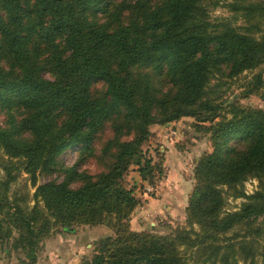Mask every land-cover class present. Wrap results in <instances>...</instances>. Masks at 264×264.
I'll return each mask as SVG.
<instances>
[{"label":"trees","instance_id":"16d2710c","mask_svg":"<svg viewBox=\"0 0 264 264\" xmlns=\"http://www.w3.org/2000/svg\"><path fill=\"white\" fill-rule=\"evenodd\" d=\"M221 1L0 0V149L34 185L36 173H63L34 193L53 224L112 231L79 264H187L181 246L195 248V264H239L236 252L247 264L254 248L245 237L264 239V109L217 101L219 85L211 83L255 70L245 96L263 89L264 98V0L228 3L243 21L238 27L209 19L208 7ZM187 116L209 123L212 150L195 164L185 225L163 234L135 230L130 217L140 201L124 177L135 167L153 183L161 165L143 151L149 126ZM109 128L113 134L99 139ZM74 146L96 173L57 166ZM13 166L3 165L0 180V241L18 228L31 264L47 219L35 227L37 204L24 213L9 201ZM252 178L258 187L247 195L239 187ZM223 187L245 198L238 209L223 211ZM237 227V248L221 244Z\"/></svg>","mask_w":264,"mask_h":264},{"label":"rangeland","instance_id":"374dc122","mask_svg":"<svg viewBox=\"0 0 264 264\" xmlns=\"http://www.w3.org/2000/svg\"><path fill=\"white\" fill-rule=\"evenodd\" d=\"M111 4H115L120 0H109ZM232 0H222L217 6H209V19L212 22L228 21L232 25L242 26L243 21L240 17H235L234 12L228 7V3ZM255 71V70H254ZM253 71V72H254ZM251 71H245L239 77L228 79H213L212 84L219 85L216 89L217 101H223L224 104L228 103H238L241 105H250L253 107H260L264 109V98L261 96L262 90L257 93L246 95L245 89L247 81L252 75ZM264 78V74H263ZM214 86H212L213 88ZM96 89L101 88V83L95 85ZM229 109V106L227 108ZM3 121V115L0 116V123ZM209 123L208 122H198L194 117L187 116L182 117L179 120L169 122L167 124H152L149 126L150 135L143 144V151L145 156L151 157L155 163L161 165V174L155 171L153 176H151L154 182L145 180L146 186L152 188V190L147 191V194L153 195L157 188L160 190L163 188H170L176 190V184L183 182L187 188L189 184H193L194 181V167L200 157L204 152H209L212 150V142L210 140V134L207 131ZM175 131V134H171L170 131ZM112 130L106 129L99 139L106 140L111 136ZM131 137V136H127ZM102 141V143H103ZM80 146L69 147L63 150L58 155L57 166L61 168L70 167L77 165L78 170H87L91 173H96L98 167L92 159H85L82 161ZM160 161V162H159ZM165 162V166H163ZM14 164L11 168V174L14 179L9 184V189L7 194L9 196V201L16 204L22 209L24 213H29L31 209L37 204L36 208L39 210V215L35 221V227H39V223L42 219H47L45 222L46 231L40 234L38 241L34 242V253L36 255V260L44 255L56 254L58 257H65L66 254H72L79 258L78 264L85 259L91 258L93 255L96 242L100 238L112 235V231L105 225H76L72 232H68L62 229L58 224H53L54 218L48 213L44 208L43 203L34 197L35 188L37 184L45 183L48 181L60 182L63 179V173L59 171V168L53 169L48 173H36V185L32 183V178L29 174L25 173L20 168L19 160L13 158L8 159L0 149V180H4L7 177L6 170L3 165ZM20 168V169H19ZM139 176V178H138ZM254 180V181H252ZM140 181V175L136 171L135 167H130L127 171L124 182L127 187L133 188L134 192L139 198V205L135 208L140 209V205L145 200L140 197L144 190V184ZM140 184H142L140 186ZM72 183V186H75ZM258 187V180L255 178L247 179L241 187V190L245 194L249 195L255 191ZM182 188V191L187 189ZM225 195V205L223 211H233L239 208L241 203L245 200L244 197H234L231 190H227L223 187ZM144 196V195H143ZM134 210V211H135ZM13 211V209H11ZM133 211V213H134ZM134 219L133 214L130 220ZM156 223V224H155ZM135 224V223H134ZM154 227L155 233L163 234L169 231L170 227L184 226L185 217L180 219H170L158 218L155 220ZM6 225V224H5ZM132 227V223L130 222ZM10 235L4 237L0 241V264H29L28 258V245H24L23 241L18 243L19 231L18 228L11 225ZM94 227V228H92ZM196 227V226H195ZM151 226H148L147 231H151ZM197 228V227H196ZM157 229V230H155ZM240 229V230H239ZM234 234L243 235L242 227H237L234 230H230L223 235V238H232ZM226 237V238H225ZM72 243L69 245L65 241H70ZM242 237H235L232 239H226L221 241V244L234 243L237 248V243ZM247 240H253L251 247L254 248V254L252 252L245 254L247 256V264H264V239L261 236L252 238L250 235L245 237ZM195 248H186L181 246L180 252L183 255L185 262L187 264L196 263V254L194 253ZM206 255H202L205 257ZM235 258L238 263L243 262L244 254L240 256V252L235 253ZM36 263V262H35ZM34 264V263H31Z\"/></svg>","mask_w":264,"mask_h":264},{"label":"crops","instance_id":"0c3cea01","mask_svg":"<svg viewBox=\"0 0 264 264\" xmlns=\"http://www.w3.org/2000/svg\"><path fill=\"white\" fill-rule=\"evenodd\" d=\"M163 166H165V162ZM138 182H143L144 184L145 192H143L142 195L140 192V197L142 196L141 198H144L145 200L143 201L142 199L140 209H136L134 211V219L130 220L133 229L147 230L148 226L150 225L151 231H154V227L156 226V223L154 224V222L158 218H165L170 222V219H183V217H185V207L187 205L189 192L191 191L193 186L192 183L189 184L187 188L185 185H183V182H179L178 184H176V190L170 189L168 187H162L160 190H157V187L154 188L156 192L151 195L149 193L147 194L146 183L144 180L141 179V177L140 181ZM141 185L142 184H140V186ZM183 187L187 188L184 193L182 191ZM107 230H109V228ZM68 240L70 241L65 242L69 245L70 243H72V240ZM58 255H44L43 257L37 258V260L35 261L36 263L34 262V264H78L79 262V258L72 254H66L65 257H58Z\"/></svg>","mask_w":264,"mask_h":264},{"label":"built area","instance_id":"2783aa9c","mask_svg":"<svg viewBox=\"0 0 264 264\" xmlns=\"http://www.w3.org/2000/svg\"><path fill=\"white\" fill-rule=\"evenodd\" d=\"M170 133H171V134H175V131L171 130ZM252 181H254V180H252ZM146 190H147V191H150V190H152V188L149 187V186H147V187H146Z\"/></svg>","mask_w":264,"mask_h":264}]
</instances>
